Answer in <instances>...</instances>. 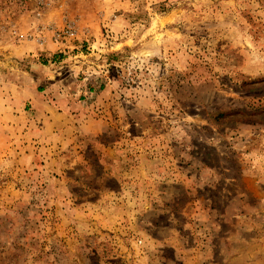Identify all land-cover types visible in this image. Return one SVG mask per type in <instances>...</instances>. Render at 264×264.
Masks as SVG:
<instances>
[{"label":"rangeland","instance_id":"1","mask_svg":"<svg viewBox=\"0 0 264 264\" xmlns=\"http://www.w3.org/2000/svg\"><path fill=\"white\" fill-rule=\"evenodd\" d=\"M0 264H264V0H0Z\"/></svg>","mask_w":264,"mask_h":264},{"label":"built area","instance_id":"2","mask_svg":"<svg viewBox=\"0 0 264 264\" xmlns=\"http://www.w3.org/2000/svg\"><path fill=\"white\" fill-rule=\"evenodd\" d=\"M74 31H73V29L70 27V28H68L66 31H63L62 33H58V34H56V38L57 39H59V37H61L62 35H64V36H73L74 35ZM14 34H16V35H20V36H23L22 34H19L18 33V31L17 30H14Z\"/></svg>","mask_w":264,"mask_h":264},{"label":"trees","instance_id":"3","mask_svg":"<svg viewBox=\"0 0 264 264\" xmlns=\"http://www.w3.org/2000/svg\"><path fill=\"white\" fill-rule=\"evenodd\" d=\"M56 57V56H55Z\"/></svg>","mask_w":264,"mask_h":264}]
</instances>
